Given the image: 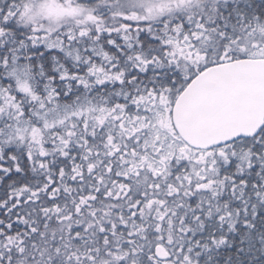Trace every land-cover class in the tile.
I'll return each mask as SVG.
<instances>
[{
    "label": "snow or ice",
    "instance_id": "obj_1",
    "mask_svg": "<svg viewBox=\"0 0 264 264\" xmlns=\"http://www.w3.org/2000/svg\"><path fill=\"white\" fill-rule=\"evenodd\" d=\"M0 264H264V0H0Z\"/></svg>",
    "mask_w": 264,
    "mask_h": 264
}]
</instances>
